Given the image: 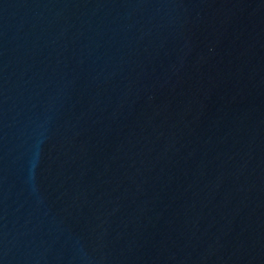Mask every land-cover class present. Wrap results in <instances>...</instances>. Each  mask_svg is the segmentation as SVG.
Instances as JSON below:
<instances>
[{
	"label": "water",
	"instance_id": "obj_1",
	"mask_svg": "<svg viewBox=\"0 0 264 264\" xmlns=\"http://www.w3.org/2000/svg\"><path fill=\"white\" fill-rule=\"evenodd\" d=\"M0 264H264V0H0Z\"/></svg>",
	"mask_w": 264,
	"mask_h": 264
}]
</instances>
